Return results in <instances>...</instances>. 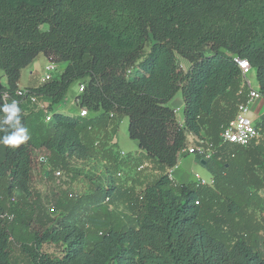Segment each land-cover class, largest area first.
I'll return each mask as SVG.
<instances>
[{"label": "trees", "instance_id": "obj_1", "mask_svg": "<svg viewBox=\"0 0 264 264\" xmlns=\"http://www.w3.org/2000/svg\"><path fill=\"white\" fill-rule=\"evenodd\" d=\"M40 54L68 65L29 89L33 105L18 83ZM235 56L264 97V0H0V101L20 102L30 134L15 150L0 145V264H264V115L248 146L220 142L249 96ZM76 82L90 115L45 123L41 101L52 110ZM180 91L183 125L168 106ZM125 116L140 151L122 156L114 137ZM189 134L216 145L211 184L170 175ZM37 151L47 182L64 174L50 204L35 185ZM81 179L88 193L73 191Z\"/></svg>", "mask_w": 264, "mask_h": 264}, {"label": "crops", "instance_id": "obj_2", "mask_svg": "<svg viewBox=\"0 0 264 264\" xmlns=\"http://www.w3.org/2000/svg\"><path fill=\"white\" fill-rule=\"evenodd\" d=\"M180 63L183 66V68L187 71L190 67V63L185 60L180 58ZM66 62H61V63H56L55 66L57 68V71L54 73V77H59L64 70L67 67ZM50 66V61L44 54L38 55L35 60L25 69L22 70L21 72V78L18 83L19 89H35L40 86H42L45 82L44 79L39 77V70H43L45 72V75L47 74L46 68ZM2 74V73H1ZM252 83L255 87L258 88V82H257V76H256V71H252ZM4 85H7V79L4 77L2 80ZM179 93L182 94L180 91ZM49 102L48 101H41L39 107L45 112L50 113H61V114H66V115H72V114H77V113H67L65 112V107L63 106L62 103L55 105L52 107V110L49 109ZM168 106L172 108L173 110L176 111L179 119V123L183 125L184 123V109H185V101L183 94L182 95H176L173 100H171L168 103ZM183 112V115L179 116ZM79 114V113H78ZM251 115L254 117V120L257 122L260 120V118L264 115V97L257 99L251 106ZM125 118L123 117L119 123V129L117 134L114 137V142L117 144L118 147H122L126 149L127 153H137L140 151V143L137 140H133L130 135V139H126L123 137L120 139L119 133H120V127L121 124ZM127 123H128V133H129V123L130 120L127 117ZM209 136L206 132L202 133V137ZM200 138L194 134H189L188 135V147H193V146H198L200 143ZM183 157L180 156V160L178 165L171 170L170 175L171 177L177 181L178 183L181 184H189L190 182H196L197 178L196 175H198V172L200 170L197 168L198 162V157L195 155H182ZM207 169V168H206ZM209 180L208 181H213V176L209 172Z\"/></svg>", "mask_w": 264, "mask_h": 264}, {"label": "built area", "instance_id": "obj_3", "mask_svg": "<svg viewBox=\"0 0 264 264\" xmlns=\"http://www.w3.org/2000/svg\"><path fill=\"white\" fill-rule=\"evenodd\" d=\"M235 63L241 69L245 82L249 89V96L245 103H241L238 105L236 117L231 120L227 125H225L220 133V142L221 143H230L236 144L239 146H248L253 140H255L259 136V132L255 127V122L249 118V114H251V106L257 100L263 97V95L259 91L258 88L255 87L252 83L251 73L253 68L250 62L247 59L240 58L238 56L234 57ZM56 63L50 62V66L46 68L47 74L44 77V82H48L53 80L54 73L57 71L55 66ZM131 71L128 72V75ZM85 85L80 86V94L84 92ZM18 94L22 97H25L27 100L31 102V104H39L38 96L34 93H31L29 89H19ZM81 117H88L90 112L87 108H81L80 110ZM52 113H48L46 117V121H51ZM101 141V137L99 136L96 145H98ZM215 143H213L209 139H200V143L198 146L189 147L182 151V155H195L197 157H201V164L206 165V160L211 158L215 152ZM119 150V149H118ZM122 156L127 155L128 153L125 151L119 150ZM205 162V164H203ZM171 172V171H170ZM63 172L58 170L55 172L56 179H62ZM121 176V174H119ZM197 181H200L202 184H211L212 181H207L200 176L196 175Z\"/></svg>", "mask_w": 264, "mask_h": 264}, {"label": "rangeland", "instance_id": "obj_4", "mask_svg": "<svg viewBox=\"0 0 264 264\" xmlns=\"http://www.w3.org/2000/svg\"><path fill=\"white\" fill-rule=\"evenodd\" d=\"M47 27H43V30H46ZM152 46V42H149L146 45V54L147 52L150 50ZM181 65V63H180ZM182 66V65H181ZM183 68V66H182ZM184 69V68H183ZM185 70V69H184ZM186 71V70H185ZM39 77H41L42 79H44L45 77V72L43 70H39ZM252 73H251V79L253 80L254 77H252ZM254 82V80H253ZM81 82H76L72 85V87L70 88V90L68 91L65 99L63 100L62 104L65 107V112L67 113H80V107H79V100L78 97L80 96V86H81ZM178 95H182L181 93H178ZM183 115V112H181V114H179V116ZM125 120L123 121V123L121 124L120 127V139H122L123 137H125L126 139H130L129 137V133H128V123H127V116L124 117ZM249 118L255 122V124H257L258 122L256 120H254V117L249 114ZM45 119V123H48L46 121V116L44 117ZM180 119V117H179ZM119 150L121 151H126V149L122 148V147H118ZM45 154L43 152L37 151L35 153V185L36 187L42 192V194L45 196L46 198V202L47 204L51 202V200L53 199V194L55 193V191L59 190V188H57V185H59L61 182L64 183V180H60V179H56V181H54L53 183L47 182L44 179V175L45 172L48 171L50 169L49 164L47 163H43L41 161V157H43ZM181 157H183L181 155ZM91 164H80L77 165V169L79 171L83 170V171H88L91 168ZM103 166L102 165H98L96 168L91 169L90 173L99 176L100 174L103 173ZM197 168L200 170V172H198V176H200L201 178L205 179V180H209V171L206 169V167L200 163L197 164ZM94 170V171H92ZM62 187L66 188L67 186L63 185ZM73 191L75 193H79V194H83V193H88L90 191V182L86 179H81L79 180L77 183H75V185L73 186ZM44 251L52 253L54 256H60L61 252H60V248L55 247V246H49L46 245L43 248ZM11 251L13 253V256L16 257L20 254V250L16 245H13L11 247Z\"/></svg>", "mask_w": 264, "mask_h": 264}, {"label": "clouds", "instance_id": "obj_5", "mask_svg": "<svg viewBox=\"0 0 264 264\" xmlns=\"http://www.w3.org/2000/svg\"><path fill=\"white\" fill-rule=\"evenodd\" d=\"M19 101H0V145L15 150L30 139L28 128L22 123Z\"/></svg>", "mask_w": 264, "mask_h": 264}, {"label": "water", "instance_id": "obj_6", "mask_svg": "<svg viewBox=\"0 0 264 264\" xmlns=\"http://www.w3.org/2000/svg\"><path fill=\"white\" fill-rule=\"evenodd\" d=\"M203 164H205V162H203Z\"/></svg>", "mask_w": 264, "mask_h": 264}]
</instances>
